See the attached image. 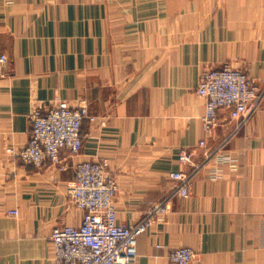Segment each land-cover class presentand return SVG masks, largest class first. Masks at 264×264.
<instances>
[{"label": "crops", "instance_id": "obj_1", "mask_svg": "<svg viewBox=\"0 0 264 264\" xmlns=\"http://www.w3.org/2000/svg\"><path fill=\"white\" fill-rule=\"evenodd\" d=\"M2 55L0 264H53V229L83 219L67 184L78 164L100 160L118 184L120 224L170 201L138 238L136 264H169L182 247L195 250L192 264H264V99L236 133L221 110L207 136L197 95L202 74L225 65L264 88V0H0ZM83 101L97 121L84 124L80 153L34 168L8 152L28 144L33 108ZM225 140L236 164L204 161ZM183 149L204 163L188 198L170 178L195 169Z\"/></svg>", "mask_w": 264, "mask_h": 264}, {"label": "built area", "instance_id": "obj_2", "mask_svg": "<svg viewBox=\"0 0 264 264\" xmlns=\"http://www.w3.org/2000/svg\"><path fill=\"white\" fill-rule=\"evenodd\" d=\"M0 62H7V57L1 56ZM197 95L205 100L203 130L207 136H212L219 126L221 110H228L230 117L238 121L235 133L246 126L252 114L260 108L264 88H259L243 70L225 65L202 74ZM96 121L97 117L91 114L86 101L77 108L70 107L66 102H59L46 111L35 107L30 113L28 144L17 153L12 148L8 152L35 168L43 167L46 162L59 165L62 151L71 155L81 152L84 124ZM227 143L228 140H225L214 152L205 151L204 161L216 160L219 165H235L234 159L222 153ZM198 147L206 149L207 141L201 140ZM194 158V151L183 149L179 161L193 165L195 169L190 175L183 172L170 175L177 183L174 193L182 198L190 196V180L204 164L194 165ZM108 167L106 160L78 164L75 178L67 184V195L83 212L82 223L78 227L66 225L53 229V264H136L138 238L150 229L157 217L169 213L170 201H166L153 206L139 223L120 224L115 205L118 184L108 173ZM61 169L64 170V167ZM217 176L212 177L215 179ZM10 214L18 216L17 211ZM195 257L193 248H178L170 253L169 264H192Z\"/></svg>", "mask_w": 264, "mask_h": 264}, {"label": "rangeland", "instance_id": "obj_3", "mask_svg": "<svg viewBox=\"0 0 264 264\" xmlns=\"http://www.w3.org/2000/svg\"><path fill=\"white\" fill-rule=\"evenodd\" d=\"M2 56H4V55H2ZM1 57V56H0ZM2 63V62H1ZM230 66V65H229ZM232 67V66H231ZM35 168V167H34Z\"/></svg>", "mask_w": 264, "mask_h": 264}]
</instances>
